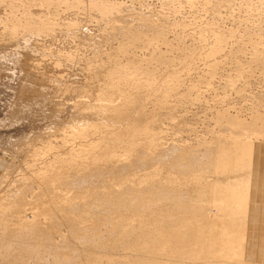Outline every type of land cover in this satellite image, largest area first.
Returning a JSON list of instances; mask_svg holds the SVG:
<instances>
[{
  "label": "bare ground",
  "instance_id": "6f19581e",
  "mask_svg": "<svg viewBox=\"0 0 264 264\" xmlns=\"http://www.w3.org/2000/svg\"><path fill=\"white\" fill-rule=\"evenodd\" d=\"M128 1L129 4L119 0H0L7 4V13L0 17L4 34L1 36L14 39L17 34L32 29L35 22V32L47 35L60 24L58 20L63 12L82 7L84 12L88 9L98 13L101 19H113V23L120 25L129 24L121 20L125 16L136 18L138 23L146 26L159 20L164 28L152 32L153 39H146L152 54H156L157 46L151 43L161 40L158 37H166L168 28L165 24L175 25L167 18L168 11L175 13L178 7L192 8L199 2L208 6L212 2L160 0L162 6H167L166 9L160 8L163 11L146 8L137 12L131 6L134 0ZM233 1L224 0L229 6ZM259 2L264 8V0ZM31 7L42 8V13L34 16L30 12ZM18 10L22 12L17 14ZM219 27L205 24L198 30L200 40L197 45H176L181 51L176 60L177 68L159 81L151 75L147 77L141 70L128 73V69L120 64L107 68L95 99L99 106L104 107L103 116L120 123L122 119L117 111L130 99L133 90H160L159 95L163 94L165 99L180 86L183 75L199 66H203L212 79L220 68L219 60L227 56L226 52H245L242 49L245 50V42L237 40L234 29ZM263 38L257 35L253 40H247L251 44L248 50L250 58L246 62L248 65H238L237 76L249 77L257 66L264 68ZM233 40L236 41L235 51L233 47L227 51L229 42ZM123 46L118 44L113 48V54L121 52ZM234 78L224 83L231 90L237 86ZM259 109L245 119L231 118L226 109L219 111L215 118L224 126L225 131L221 135L217 132L203 134L200 138L194 137V143L186 141L171 143L170 146L166 144V136H157L155 131L147 132L148 129H137L139 119L134 116L136 112L130 113L127 117L130 121L120 124L117 130L107 128L94 132L80 128L84 147L69 149L66 155L58 153L51 160L24 168V178L29 186L34 185V193H30L29 200L18 195L11 208L8 207V214L15 225L7 227L0 223V255L6 257L4 263L22 264L26 256L36 255L40 249L38 241L51 239L52 229L60 225L65 232L60 236L68 249L63 259L69 260L70 264H84L87 260L93 261L89 264H109L114 260L123 264H145L147 261H152V264H182L178 260L185 258L205 264L202 261L205 255L212 257V262L206 264H255L263 261L264 114H259ZM137 113L142 117L155 115L144 113L143 109H137ZM212 145L215 146L213 153ZM202 148L207 152L204 157L198 155ZM169 152L173 154L170 157L176 175L173 178L149 179V173L133 174L140 164H149L155 159L165 162L164 157ZM31 158L36 160L33 156ZM206 169L213 176H205ZM159 172L156 167L151 171L154 176H158ZM189 180L191 185L188 190ZM74 182L83 186L73 196L68 188L66 191L59 189ZM113 182H118L114 188ZM98 185L108 192H94L92 195L90 186L95 188ZM153 196L156 199H152ZM210 209L216 213L207 216ZM27 212L32 217L28 218ZM173 213L178 220L162 224L160 216ZM186 215L194 216L192 224L181 222L180 219ZM147 217L151 219L150 225L145 224ZM207 222L211 230L207 239L202 240L199 227ZM107 228L111 234H100ZM138 231L140 234H135ZM90 237H107L111 242L99 248H93L91 244L76 245L78 241L85 242ZM94 254H107L106 260L95 261ZM142 255L147 257H140Z\"/></svg>",
  "mask_w": 264,
  "mask_h": 264
},
{
  "label": "rangeland",
  "instance_id": "374dc122",
  "mask_svg": "<svg viewBox=\"0 0 264 264\" xmlns=\"http://www.w3.org/2000/svg\"><path fill=\"white\" fill-rule=\"evenodd\" d=\"M119 1L129 4L127 0ZM211 1L208 6L199 2L192 8L178 7L175 13L168 11L167 18L175 25L165 24V28H168L166 37H158L161 40L156 39L151 43L157 46L156 54H152L146 39H153L152 32L164 28L159 20L146 26L138 23L136 18L125 16L121 20H126L129 24L120 25L113 23V19H101L98 13L88 9L84 12L81 7L79 10L63 12L58 20L60 24L47 35L35 32L36 22L32 29L24 34H17L14 39L1 36L4 34L2 25L0 26V223L3 226L15 225V221L8 214V207L11 208L18 195L21 194L24 199L29 200L30 193H34V185L29 186L28 180L24 178V168L37 165L46 159L51 160L58 153L66 155L69 149L84 147L80 128L94 132L105 131L107 128L117 130L120 124L130 121L127 120L130 113L136 112L134 116L139 119L137 129H148L147 132L155 131L157 136H166V144L170 146L171 143L182 144L186 141L194 143V137L200 138L203 134L206 136L217 132L221 135L225 131L224 126L217 123L215 118L219 111L226 109L231 118L237 116L245 119L250 118L259 107V114H264V68L252 64L257 68L253 69L251 76H237L238 65H248L246 62L250 58L248 50L251 44L247 40H253L257 35L264 36V8L261 7L260 0H250L248 4H245L247 0H235L230 6L224 0ZM213 3L216 5L213 6ZM6 5L0 2V17L4 12L7 13ZM131 6L137 12L146 8L160 11L161 7H167L162 6L160 0H134ZM21 12L22 10H18L17 14ZM30 12L35 16L42 13V8L31 7ZM205 24L234 29L237 40L245 42V50L242 48L245 52H226L227 56L219 60L220 68L212 75V79L203 66L191 70L180 78V86L165 99L163 94L159 95L160 90H133L125 105L122 106L120 102L122 109L119 107L117 111V115H121L120 123L107 115L103 116L104 107L99 106L95 99L107 68L120 64L128 69V73L141 70L147 77L151 75L159 81L177 68L176 60L181 51L175 46L197 45L200 40L198 30ZM129 34L131 35L127 39ZM118 44H124L123 50L113 54L112 50ZM235 44L236 41H230L227 51L230 47L235 51ZM241 74L242 71L239 75ZM232 78L237 84L234 90L224 85L225 81ZM246 78L249 80L245 84ZM240 86L241 90L238 91ZM135 107L143 109L144 113L155 115L142 117L137 109H133ZM204 149L202 148L199 156L207 155ZM214 151L215 146L212 145V153ZM32 156L36 160L33 161ZM172 156V152H169L164 157L165 162L155 159L149 164H140L133 174L149 173V179H171L176 176L170 163ZM154 167L160 171L158 176L151 173ZM204 172L207 177L213 176L209 169ZM117 183L113 182L112 188ZM187 184L189 190L191 180ZM81 186L83 185L74 182L59 189L63 191L68 188L73 196ZM90 191L92 195L94 192H108L101 185L95 188L90 186ZM152 199L156 197L153 196ZM215 213L210 209L207 216ZM27 217H32V214L28 213ZM160 217L162 224L175 223L178 220L174 213ZM192 217L194 216L186 215L180 220L190 225ZM150 220L147 217L145 224L150 225ZM53 229L51 239L39 240L38 253L26 256L22 264H70L69 260L63 259L64 254H68L67 244L60 236V233L65 234L64 229L61 225ZM108 229L100 234L110 233ZM210 230L208 222L199 227L202 240L207 239ZM149 231L151 232L150 226ZM153 233L158 234L154 231ZM110 242L107 237H90L85 242L78 241L76 245L91 244L93 248H99ZM94 256L95 261L106 260L107 254ZM4 260L6 257L0 255V264H5ZM178 261L182 264L201 262L190 258ZM202 261L205 264L212 262V257L205 255ZM90 262L93 261L87 260L84 264ZM260 262L255 264H264V260ZM109 264L123 263L114 260ZM145 264H152V261Z\"/></svg>",
  "mask_w": 264,
  "mask_h": 264
}]
</instances>
